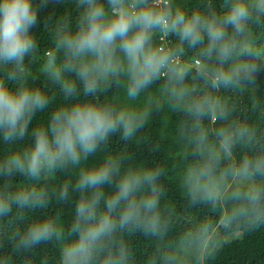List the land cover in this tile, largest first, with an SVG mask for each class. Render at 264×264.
<instances>
[{"label": "clouds", "instance_id": "9594fccd", "mask_svg": "<svg viewBox=\"0 0 264 264\" xmlns=\"http://www.w3.org/2000/svg\"><path fill=\"white\" fill-rule=\"evenodd\" d=\"M257 29L264 0H0V264H200L219 228L264 223V120L218 94L251 81ZM161 113L181 191L223 211L178 239L167 170L109 147Z\"/></svg>", "mask_w": 264, "mask_h": 264}, {"label": "trees", "instance_id": "16d2710c", "mask_svg": "<svg viewBox=\"0 0 264 264\" xmlns=\"http://www.w3.org/2000/svg\"><path fill=\"white\" fill-rule=\"evenodd\" d=\"M179 3L192 8L200 6L201 0H179ZM215 3L219 6L220 0H215ZM59 10L63 9L59 8ZM37 31L40 32V29ZM255 33L257 47L254 53L264 50V35H261L258 29ZM46 39V34L42 35L41 43L43 44ZM218 94L235 105L237 117L243 116L250 122L264 120V117L259 115L264 111V81L258 77L246 82L242 92L233 94L221 91ZM173 122L174 117H169L166 113L157 114L137 140L125 144L114 137L109 147L112 151H126L135 161L156 164L167 170L168 175L163 178L166 189L164 202L171 209L170 237L178 239L202 221H217L223 215V211L215 212L207 205H192L181 191L176 179L178 165L175 158L177 146L171 134ZM47 211L51 214L60 213L66 221L71 217L70 206L56 205L55 201ZM217 232L223 239L210 258H203L202 264H264V223L258 224L254 229L233 226L230 229L219 228ZM154 243L153 240L139 234L132 237V247L138 259L150 253ZM35 252L37 260L44 256H48L51 260L55 256V248L51 244L41 245ZM16 264L22 262L18 259Z\"/></svg>", "mask_w": 264, "mask_h": 264}, {"label": "rangeland", "instance_id": "374dc122", "mask_svg": "<svg viewBox=\"0 0 264 264\" xmlns=\"http://www.w3.org/2000/svg\"><path fill=\"white\" fill-rule=\"evenodd\" d=\"M254 68L252 70V78L258 77V79L264 81V54L259 56L255 55L253 60ZM219 242L222 241L223 237L218 234ZM203 263V258L200 260V264ZM185 264H196V261L192 258H189Z\"/></svg>", "mask_w": 264, "mask_h": 264}]
</instances>
